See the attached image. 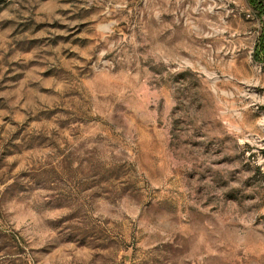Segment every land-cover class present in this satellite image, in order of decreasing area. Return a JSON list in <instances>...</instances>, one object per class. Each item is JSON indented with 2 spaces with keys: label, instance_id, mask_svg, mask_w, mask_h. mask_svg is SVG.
<instances>
[{
  "label": "rangeland",
  "instance_id": "obj_1",
  "mask_svg": "<svg viewBox=\"0 0 264 264\" xmlns=\"http://www.w3.org/2000/svg\"><path fill=\"white\" fill-rule=\"evenodd\" d=\"M0 0V264H264V0Z\"/></svg>",
  "mask_w": 264,
  "mask_h": 264
},
{
  "label": "trees",
  "instance_id": "obj_2",
  "mask_svg": "<svg viewBox=\"0 0 264 264\" xmlns=\"http://www.w3.org/2000/svg\"><path fill=\"white\" fill-rule=\"evenodd\" d=\"M262 1L260 0H252V6L253 7H261L262 4H261ZM262 44L264 45V41H262Z\"/></svg>",
  "mask_w": 264,
  "mask_h": 264
}]
</instances>
